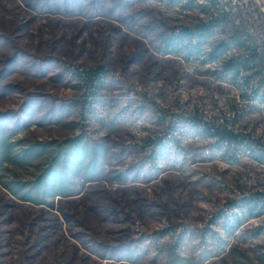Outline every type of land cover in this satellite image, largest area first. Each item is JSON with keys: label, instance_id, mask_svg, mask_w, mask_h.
Returning a JSON list of instances; mask_svg holds the SVG:
<instances>
[{"label": "rangeland", "instance_id": "obj_1", "mask_svg": "<svg viewBox=\"0 0 264 264\" xmlns=\"http://www.w3.org/2000/svg\"><path fill=\"white\" fill-rule=\"evenodd\" d=\"M221 4L232 30L254 36L264 73V0ZM180 17L156 1L0 0V114L11 119L6 134L23 118L9 146L13 156L34 144L47 146L28 162L0 167V264H172L171 250L182 264H264V207L236 230L222 225L240 213V200L264 198V163L244 151L232 159L209 154L215 138L179 128L172 138L180 154L171 149L148 164L161 170L155 178L148 165L141 166L140 180L125 172L141 163L147 138L169 137L159 119L137 116L145 102L166 122L199 120L264 152V105L204 75L209 65L158 51L164 30ZM45 59L47 67L38 71ZM58 64L83 73L103 68L108 83L102 92L119 105L95 107L99 120L80 115L79 107L68 110L92 86L71 81ZM29 101L39 113L24 111ZM112 120L118 123L110 127ZM82 133L105 149L94 180L77 178L76 191L48 199L52 206L24 202L4 188L34 180L57 148ZM125 247L138 257H105Z\"/></svg>", "mask_w": 264, "mask_h": 264}, {"label": "trees", "instance_id": "obj_2", "mask_svg": "<svg viewBox=\"0 0 264 264\" xmlns=\"http://www.w3.org/2000/svg\"><path fill=\"white\" fill-rule=\"evenodd\" d=\"M140 1L160 2L168 8L176 10L181 15L176 25L164 30L158 46V51L161 54L176 56L186 62H196L204 67L209 65L203 71L204 75L234 87L243 100L249 101L253 105H264V73L259 62L258 45L254 36L248 30H232L221 0ZM18 58L19 55L15 54L8 61H11L12 66H16ZM49 60L41 61L38 71L47 67ZM58 66L71 81H84L92 86V88L87 89L78 104L74 102L71 106H66L68 110L73 109L76 113L79 107L80 115L87 113V115L99 120L95 107L109 108L112 105H115V107L119 105L118 102L114 104V99L108 98L102 92L108 83V76L104 75L106 71L103 68H98L93 73H83L77 69L61 66V64H58ZM6 71L5 68L4 72ZM55 105L56 103L52 105V108ZM23 108L29 116L39 111L30 101L26 102ZM52 108L49 112L54 111ZM126 109H121L120 113L115 115V118L123 116L127 111ZM63 110L64 108L61 106L58 110V118L62 116ZM135 111L137 116L143 119L154 117L159 119V123L164 126L165 130H168L169 137L164 136L154 140L146 139L147 146L144 145V150L141 151V163L135 164L125 171L126 173L133 171L134 179H143L140 171L141 166L148 165L164 153L168 154L171 149L175 154H180L178 141L172 138L174 131L179 130V128L205 139L215 138V145H213L209 154H218L232 159L239 151H244L252 159L264 163V152L252 145L244 136L227 130L222 131L220 128L205 122L201 123L199 120L182 118L166 122L164 117L146 102L141 103ZM5 116L6 114H0V167L5 162L22 164L45 153L46 145L34 144L23 149L19 155L13 156L8 140L17 134V127L22 126L23 118H19L15 122V127L11 128V134H6L8 120L11 119ZM44 118L42 117L41 120L43 121ZM100 121L103 122L104 120ZM117 123L116 120H112L108 125L113 127ZM130 148L133 151H139L138 147L131 146ZM104 151L105 149L97 144L95 140L82 133L70 140L65 146L57 148L49 165L34 180L28 183L20 181L5 183L3 184L4 188L24 202L52 206V202L48 199L68 197L76 191L75 181L77 178L88 181L96 178L102 169ZM175 159L174 157L172 160L174 161L172 167H176ZM148 166L153 178L161 172L158 168ZM237 206L240 208V213L232 214L222 220V225L226 231L236 230L249 218L261 215L264 198L240 200ZM214 238L213 236V241H215ZM216 241L220 242L222 240L217 238ZM170 255L173 256L171 259L172 264H182V261L175 262L178 256L174 250L170 251ZM105 257H109V259L116 258L118 261H133L138 256L125 247L115 252L113 249H109Z\"/></svg>", "mask_w": 264, "mask_h": 264}]
</instances>
